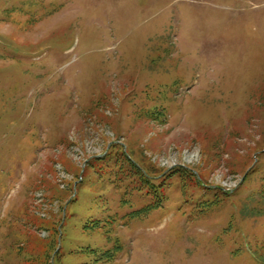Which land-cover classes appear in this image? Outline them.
Wrapping results in <instances>:
<instances>
[{"label":"rangeland","instance_id":"1","mask_svg":"<svg viewBox=\"0 0 264 264\" xmlns=\"http://www.w3.org/2000/svg\"><path fill=\"white\" fill-rule=\"evenodd\" d=\"M0 264H264V0H0Z\"/></svg>","mask_w":264,"mask_h":264}]
</instances>
